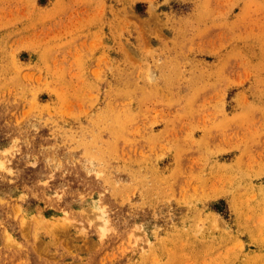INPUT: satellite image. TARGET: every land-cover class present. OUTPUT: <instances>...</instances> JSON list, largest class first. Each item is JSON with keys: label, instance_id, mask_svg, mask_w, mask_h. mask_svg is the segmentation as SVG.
<instances>
[{"label": "rangeland", "instance_id": "374dc122", "mask_svg": "<svg viewBox=\"0 0 264 264\" xmlns=\"http://www.w3.org/2000/svg\"><path fill=\"white\" fill-rule=\"evenodd\" d=\"M0 264H264V0H0Z\"/></svg>", "mask_w": 264, "mask_h": 264}]
</instances>
